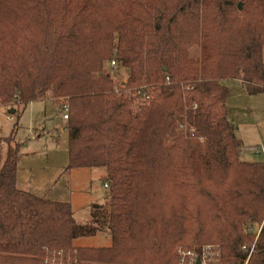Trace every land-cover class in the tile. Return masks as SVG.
Listing matches in <instances>:
<instances>
[{
	"label": "trees",
	"instance_id": "16d2710c",
	"mask_svg": "<svg viewBox=\"0 0 264 264\" xmlns=\"http://www.w3.org/2000/svg\"><path fill=\"white\" fill-rule=\"evenodd\" d=\"M230 80L264 95V0H0V104L64 98L69 169L105 168L109 184L81 225L18 188L21 145L0 137V264H178L196 245L264 264V163L241 159ZM105 230L111 246H74Z\"/></svg>",
	"mask_w": 264,
	"mask_h": 264
},
{
	"label": "rangeland",
	"instance_id": "374dc122",
	"mask_svg": "<svg viewBox=\"0 0 264 264\" xmlns=\"http://www.w3.org/2000/svg\"><path fill=\"white\" fill-rule=\"evenodd\" d=\"M191 56L195 59L200 57V48L194 47L191 50ZM115 82L126 81L128 71L115 69L110 65ZM124 84V83H123ZM225 85L230 89L228 99L229 117L237 128V135L242 142V160L249 163H264V137L261 134L264 127V95L250 97L247 95L242 85L236 81H227ZM45 98H50L58 103V106L64 104L65 99L55 98L49 91ZM141 101V100H140ZM137 101L134 109L142 103ZM50 102V101H49ZM42 111L36 116L35 124L28 122V118L22 119L19 123H7L6 119L10 116L0 113V129L3 136H9L11 130L18 123L17 142L22 147V153L28 154L21 163L20 183L18 188L28 191L34 195L47 200L61 203H69L73 207L74 217L81 225H87L92 221V213L95 207L104 205L109 195V190L105 187L104 180L91 174L81 177L62 176L60 171L56 177L48 174L49 167L63 168L69 165V137L64 131L68 122L64 120V111L51 103H44ZM3 105L0 104V107ZM61 108V107H60ZM259 122L263 123L260 125ZM47 129V130H46ZM43 132H45L43 134ZM39 142L35 143V139ZM263 138V139H262ZM252 143L251 148L249 145ZM31 145L26 148V145ZM252 149L255 152L252 153ZM5 157V148L3 150L2 161ZM23 181V183H22ZM29 183L31 190H27ZM259 230L260 226H256ZM112 243V237L108 230L99 232L92 237L81 238L74 243L76 248L81 247H109ZM202 245L193 246L191 249H198ZM178 249V256L179 250ZM72 260L90 261L99 263H111L100 260H89L79 256L77 252L70 251L68 254ZM46 264V262H45ZM124 264V263H111Z\"/></svg>",
	"mask_w": 264,
	"mask_h": 264
},
{
	"label": "crops",
	"instance_id": "0c3cea01",
	"mask_svg": "<svg viewBox=\"0 0 264 264\" xmlns=\"http://www.w3.org/2000/svg\"><path fill=\"white\" fill-rule=\"evenodd\" d=\"M232 81H236L237 83H239L240 85L243 86L242 82L239 81V80H232ZM243 88L245 89V87L243 86ZM246 91V89H245ZM247 93V91H246ZM248 95V93H247ZM250 96V95H249ZM258 96H262L261 95H257V96H250V97H258ZM50 101V102H49ZM53 103L55 106L54 107H58L59 109H61L60 107L61 106H58V103L55 102V100L53 99H50V98H43L41 100H38V101H35V102H32L30 104H28L27 106L23 107L21 105H15L14 108L12 107H8V106H2L0 107V113H2L3 115L7 114V116H10L12 117L13 120H8L6 119L7 123L9 124H14L16 123V121H18V123L24 119V118H28V122H30L32 125L35 124V120H36V116L39 115L42 111V105L41 104H44V103ZM229 109V108H228ZM230 118V117H229ZM65 120V118H64ZM67 121V120H66ZM233 122V121H232ZM18 123L17 125L14 126V128L11 130L10 132V135L16 131V136H17V127H18ZM234 123V122H233ZM260 125H263V123L259 122ZM47 130V129H46ZM64 131L67 133V130L66 128H64ZM2 129H0V137H7V136H3L2 135ZM45 132H43L44 134ZM261 134L262 136L264 137V127H263V131H261ZM9 135V136H10ZM45 135V134H44ZM8 136V137H9ZM238 136V135H237ZM239 137V136H238ZM39 138H36L34 141L35 143L39 142ZM240 138V137H239ZM17 139V138H16ZM263 139V138H262ZM19 143V142H18ZM20 144V143H19ZM251 145H249V147L251 148L252 143H250ZM263 144H264V141H263ZM21 145V144H20ZM31 145H26V148H29ZM22 145H21V153H22ZM242 150H241V159L243 157V154H242ZM252 153L255 154V152L253 151L252 149ZM28 154H23L22 153V158L19 162V166H18V174H17V186L19 185L20 183V174H21V163L24 161V158L27 156ZM257 155V154H255ZM70 163V161H69ZM50 170H48V174L51 177H56L58 175V173L60 171H63L62 173V176L66 175L68 177H73L74 179H76V177H81V176H84V175H88L89 173L91 174V176H97V177H100L104 180V178L107 176V170L105 168H83V169H69V165L68 166H65L61 169L59 168H54L52 169V167L50 168ZM88 173V174H87ZM23 183V181H22ZM106 183V182H105ZM30 186H32L30 183L28 185V188L27 190H31ZM21 190V189H20ZM22 191H25V190H22ZM28 192V191H26ZM52 201V200H51ZM56 202V201H54Z\"/></svg>",
	"mask_w": 264,
	"mask_h": 264
},
{
	"label": "built area",
	"instance_id": "2783aa9c",
	"mask_svg": "<svg viewBox=\"0 0 264 264\" xmlns=\"http://www.w3.org/2000/svg\"><path fill=\"white\" fill-rule=\"evenodd\" d=\"M111 67L113 70L118 69L119 65L115 59L111 61ZM16 103L19 105V98L16 99ZM65 120L69 119L70 107L65 105L63 108ZM8 120H13L12 117H9ZM179 130L184 132L186 129L183 125H179ZM109 184L105 185L108 188ZM221 249L214 245H204L200 246L198 249L179 250V261L178 264H197L200 261V264H221ZM46 264H111V263H99V262H90V261H80L72 260L69 258V255L66 256L63 252L53 253L45 258Z\"/></svg>",
	"mask_w": 264,
	"mask_h": 264
},
{
	"label": "water",
	"instance_id": "95a60500",
	"mask_svg": "<svg viewBox=\"0 0 264 264\" xmlns=\"http://www.w3.org/2000/svg\"><path fill=\"white\" fill-rule=\"evenodd\" d=\"M242 7H243V5H242V3H240L239 4V9L242 10ZM197 264H200V261H198Z\"/></svg>",
	"mask_w": 264,
	"mask_h": 264
}]
</instances>
